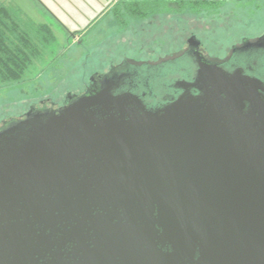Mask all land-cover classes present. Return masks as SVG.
Masks as SVG:
<instances>
[{
    "label": "water",
    "instance_id": "1",
    "mask_svg": "<svg viewBox=\"0 0 264 264\" xmlns=\"http://www.w3.org/2000/svg\"><path fill=\"white\" fill-rule=\"evenodd\" d=\"M198 62L204 95L161 111L106 86L0 128V264L87 224L131 264H264V106L244 114L237 75Z\"/></svg>",
    "mask_w": 264,
    "mask_h": 264
},
{
    "label": "rangeland",
    "instance_id": "2",
    "mask_svg": "<svg viewBox=\"0 0 264 264\" xmlns=\"http://www.w3.org/2000/svg\"><path fill=\"white\" fill-rule=\"evenodd\" d=\"M6 1L18 6L22 17L48 24L56 40L51 51L25 72L24 80L42 77L39 85L14 98L0 93V128L23 119L30 108H49L51 102L60 105L67 94L85 92L90 77L111 66L141 65L156 58L165 64L175 58L179 67L187 65L186 57L177 56L186 52L190 34L201 41L207 57L264 36V0ZM135 4L142 5L137 9ZM140 11L147 13L145 20L134 17ZM55 57L58 61L51 64ZM166 66L174 69L171 63Z\"/></svg>",
    "mask_w": 264,
    "mask_h": 264
},
{
    "label": "flooded vegetation",
    "instance_id": "3",
    "mask_svg": "<svg viewBox=\"0 0 264 264\" xmlns=\"http://www.w3.org/2000/svg\"><path fill=\"white\" fill-rule=\"evenodd\" d=\"M190 39L197 41L198 46L191 47ZM246 40L242 44L231 45L223 54L207 57L202 53L201 41L195 34H190L186 38V52L177 56V59L186 57L187 65L179 67L175 58L167 64L163 59L156 58L144 61L141 65L125 62L123 65L111 66L104 72L91 76L85 92L72 95L69 93L60 105L51 102L49 109L56 111L68 105L71 96L79 97L111 86L114 97L128 95L136 100L133 106L139 102L145 111L158 112L175 102L182 94L193 98L204 95L200 89L201 83L196 81L199 59L206 65L220 69L227 76L237 75V82L241 81V86H245L247 90L241 95L245 98L243 113L246 114L252 106H264V36ZM170 63L174 65V69L165 68ZM45 106L41 105L38 109H47ZM115 223L113 221L112 224ZM87 225L73 239L67 237L72 234L69 231H62V234L47 232L50 248L41 256H35L36 264H131L125 251L126 244L120 247L115 239H109L116 232L98 233ZM98 234L102 235L99 240Z\"/></svg>",
    "mask_w": 264,
    "mask_h": 264
},
{
    "label": "trees",
    "instance_id": "4",
    "mask_svg": "<svg viewBox=\"0 0 264 264\" xmlns=\"http://www.w3.org/2000/svg\"><path fill=\"white\" fill-rule=\"evenodd\" d=\"M199 2L209 3L207 0ZM141 5L135 4V8L140 9ZM146 14L140 11L138 16L134 17L145 20ZM22 16L24 15L20 14L18 6L0 0V93H5L10 98L26 94L28 87L39 85L42 77H38L39 81L37 77L24 80L25 72L34 61H39L46 51H51L56 40L48 24L35 23ZM54 59L51 64L58 61L57 57ZM50 65L45 71L49 70ZM42 72L39 75H43ZM40 101L44 100L38 102ZM23 112L24 109L19 115Z\"/></svg>",
    "mask_w": 264,
    "mask_h": 264
}]
</instances>
